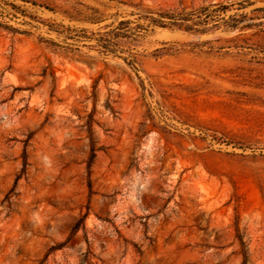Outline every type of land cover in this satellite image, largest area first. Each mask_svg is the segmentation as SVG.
Segmentation results:
<instances>
[{"label":"rangeland","instance_id":"rangeland-1","mask_svg":"<svg viewBox=\"0 0 264 264\" xmlns=\"http://www.w3.org/2000/svg\"><path fill=\"white\" fill-rule=\"evenodd\" d=\"M0 264H264V0H0Z\"/></svg>","mask_w":264,"mask_h":264},{"label":"trees","instance_id":"trees-1","mask_svg":"<svg viewBox=\"0 0 264 264\" xmlns=\"http://www.w3.org/2000/svg\"><path fill=\"white\" fill-rule=\"evenodd\" d=\"M226 6L219 3L208 4L206 6H201L195 10L186 12L184 9L180 11H162L158 13H153L148 10L144 11L149 17L150 23L160 27H178L183 28L186 31L198 32L194 27L199 25H205L210 20L217 21L220 17V13L226 10ZM150 15V16H149ZM156 15V17H153ZM215 19V20H214ZM235 26L232 25L231 28ZM146 27L127 20L119 21L117 26L103 33H97L96 37L87 36L85 33L82 35L85 39H95L97 45L103 49L105 52L114 53L118 50L121 45L119 40L125 39L130 41H136L137 38L141 37V34L146 31ZM129 64H135V56L129 52ZM91 117H88V123ZM99 150L95 148L94 142L90 139V154L87 161V170L89 172L91 163L95 158L96 151ZM26 166V161H23V169ZM88 187L90 188V182L88 181ZM75 229V227H74ZM241 245L243 243L241 242ZM89 252H87V255Z\"/></svg>","mask_w":264,"mask_h":264}]
</instances>
